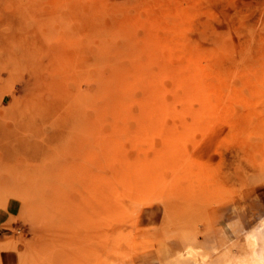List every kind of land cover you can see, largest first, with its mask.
<instances>
[{
  "label": "rangeland",
  "instance_id": "rangeland-1",
  "mask_svg": "<svg viewBox=\"0 0 264 264\" xmlns=\"http://www.w3.org/2000/svg\"><path fill=\"white\" fill-rule=\"evenodd\" d=\"M263 196L264 0H0L21 264H264Z\"/></svg>",
  "mask_w": 264,
  "mask_h": 264
},
{
  "label": "crops",
  "instance_id": "crops-1",
  "mask_svg": "<svg viewBox=\"0 0 264 264\" xmlns=\"http://www.w3.org/2000/svg\"><path fill=\"white\" fill-rule=\"evenodd\" d=\"M260 203L264 208V196ZM19 211L14 200L0 207V264L22 263L28 237L23 236L25 226L17 218Z\"/></svg>",
  "mask_w": 264,
  "mask_h": 264
},
{
  "label": "bare ground",
  "instance_id": "bare-ground-1",
  "mask_svg": "<svg viewBox=\"0 0 264 264\" xmlns=\"http://www.w3.org/2000/svg\"><path fill=\"white\" fill-rule=\"evenodd\" d=\"M227 135H228V134H227ZM227 135H226V136H227ZM228 139H229V138H228ZM224 149H225V148H224ZM226 149H227V147H226ZM217 153H218V152H217ZM241 158H243V157H241ZM244 158H245V157H244ZM216 161H217V160H216ZM240 166H241V165H240ZM96 205H97V204H96ZM98 210H100V209H98ZM102 210H103V209H102ZM101 212H102V214H103V211H100V213H101ZM95 214H96V213H95ZM102 214H100V215H102ZM104 214H105V213H104ZM107 214H109V213L107 212ZM90 215H91V214H90ZM96 215H98V214H96ZM104 216H106V215H104ZM107 216H109V215H107ZM107 216H106V217H107ZM93 217H95V216H93ZM89 218H91V217H89ZM97 218L100 219V217H98V216H97ZM102 218H103V215H102ZM107 218H108V217H107ZM92 219H95V218H92ZM88 220H90V219H88ZM103 220H104V219H103ZM103 220H102V221H103ZM93 221H94V223H95V220H93ZM100 221H101V220H100ZM89 222H90V221H89ZM98 222H99V221L97 220V224H98ZM90 223H91V222H90ZM104 223H105V220H104ZM97 224H96V225H97ZM100 224H101V222H100ZM92 225H93V224H92ZM92 225H90V227H91ZM97 226H98V225H97ZM97 226H96V227L92 226V227H93V228H97ZM104 226H105V225H104ZM104 226H103V227H104ZM105 227H106V226H105ZM98 229H100V227L97 228L96 230H98ZM89 230H90V229H89ZM96 230L93 229V231L97 232ZM101 230L104 231L105 229H102V227H101ZM103 231H102V232H103ZM105 232H106V231H105ZM90 233H91V230H90ZM93 233H94V232H92V234H93ZM99 233H101V232H99ZM99 233H98V234H99ZM88 235H89V234H88ZM95 235H96V234H95ZM95 235H94V237H96ZM99 235L102 236V235H105V233H103L102 235H101V234H99ZM99 235H98L96 238L100 237ZM89 236H91V234H90ZM105 237H106V236H105ZM96 238H92V239H96ZM100 239H101V241L103 240V238H100ZM99 244H100V243H99ZM101 244H103V242H101ZM101 244H100V245H101ZM93 250L95 251L94 248H93ZM248 256H251V255L248 253ZM244 257H246V256H244ZM183 258H184V257H183ZM91 264H92V263H91Z\"/></svg>",
  "mask_w": 264,
  "mask_h": 264
}]
</instances>
